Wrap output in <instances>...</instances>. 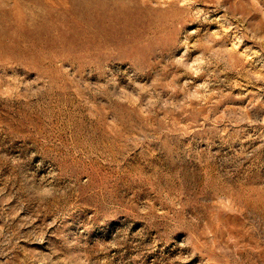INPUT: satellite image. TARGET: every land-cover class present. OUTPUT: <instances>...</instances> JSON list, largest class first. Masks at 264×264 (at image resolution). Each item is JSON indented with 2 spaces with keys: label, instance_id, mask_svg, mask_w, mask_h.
Segmentation results:
<instances>
[{
  "label": "rangeland",
  "instance_id": "1",
  "mask_svg": "<svg viewBox=\"0 0 264 264\" xmlns=\"http://www.w3.org/2000/svg\"><path fill=\"white\" fill-rule=\"evenodd\" d=\"M0 264H264V0H0Z\"/></svg>",
  "mask_w": 264,
  "mask_h": 264
}]
</instances>
